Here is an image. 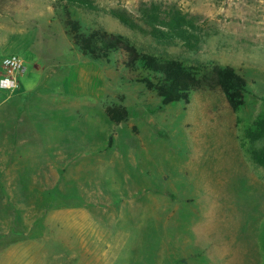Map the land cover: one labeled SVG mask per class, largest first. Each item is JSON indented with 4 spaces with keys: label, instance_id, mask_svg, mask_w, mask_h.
Returning <instances> with one entry per match:
<instances>
[{
    "label": "rangeland",
    "instance_id": "1",
    "mask_svg": "<svg viewBox=\"0 0 264 264\" xmlns=\"http://www.w3.org/2000/svg\"><path fill=\"white\" fill-rule=\"evenodd\" d=\"M154 6L161 17L176 11L184 15L193 24L189 34L195 46L153 37L146 14ZM68 19L77 21L83 33L123 36L140 52L187 66H231L247 81L245 106L234 113L219 88L194 92L188 104L163 106L139 82L143 74L127 65L124 52L109 60L83 55L68 35ZM0 46L23 59L19 86H38L32 108L40 120H55L64 134L61 144L70 140L68 154L123 156L116 168L103 165L93 173L96 188L142 191L141 215L126 207L115 222L114 243L107 237L111 228L104 227L100 232L106 236L100 235L98 243L77 244L84 258L97 255L99 264L264 261V168L251 158L264 149V138L246 137L264 113V0H0ZM78 76L76 92L84 94L79 112L50 109L45 96L68 91ZM114 106L127 108L126 122H110L105 110ZM40 123V132L54 131L52 124L45 129ZM44 149L51 162L33 157V179L0 181L1 249L14 242L25 248L29 236L41 234L47 207L56 205L50 194L68 164L53 163L56 149ZM58 235L47 227L45 236Z\"/></svg>",
    "mask_w": 264,
    "mask_h": 264
},
{
    "label": "crops",
    "instance_id": "2",
    "mask_svg": "<svg viewBox=\"0 0 264 264\" xmlns=\"http://www.w3.org/2000/svg\"><path fill=\"white\" fill-rule=\"evenodd\" d=\"M1 49L6 52L0 56V78L3 72L2 59L14 54H9L7 49L0 46ZM76 78L72 84L68 83L67 77L65 78L70 86L69 89L67 85L68 91L65 87L58 94L50 92L48 96H45L52 103L50 109L68 110L70 114L79 112L80 99L84 94L76 92L82 77ZM37 87L23 90V86L20 85L16 91L5 92L4 96L0 95V181L33 179L34 169L29 167L32 165L33 157L39 156L43 163L51 162L45 159L48 157L46 152L41 151L44 148L46 150V147L56 149L53 156L59 160L53 163L68 164V167L57 177L59 179L57 190L51 191L56 199V205L53 208L49 206L45 210L42 216L41 234L29 236L25 248L19 247L18 242L6 248H0V264H99L97 255L93 257L90 253L84 258L82 249L78 251L77 244L98 243L100 235L104 238L106 236L100 232V228L104 227L111 228V231L108 230V241L115 240L114 225L121 213L127 210L126 207L141 215L142 191L140 188H130L128 191H102L96 188V176L93 173L103 165L112 169L116 168L118 162L119 164L123 162V156L118 152L107 155L105 151L93 153V155L77 153L75 157L71 153L68 154L65 149L70 144V140L67 145L61 144L64 134L59 126L53 125L56 123L55 120L44 118L40 120L37 111L32 108ZM40 122L45 129L52 128L50 126L52 124L54 131L40 132ZM43 137L46 138L47 144H44ZM24 174L25 176H22ZM1 185L0 191L3 187ZM8 186H10L9 189H13L12 183H8ZM100 205L104 206L100 207ZM47 227H54L60 237L45 236ZM59 228L62 230L60 233ZM85 231L88 235L83 234ZM63 233L69 234L65 237L66 239L60 235ZM42 242L49 246L39 247L38 245ZM50 243L54 245L58 243L60 247L58 245L53 247ZM63 244L68 246L65 247ZM59 248H63L64 253L53 254L52 251ZM21 250L26 252L23 254ZM88 260L90 263L87 262ZM261 264H264V261Z\"/></svg>",
    "mask_w": 264,
    "mask_h": 264
},
{
    "label": "trees",
    "instance_id": "3",
    "mask_svg": "<svg viewBox=\"0 0 264 264\" xmlns=\"http://www.w3.org/2000/svg\"><path fill=\"white\" fill-rule=\"evenodd\" d=\"M167 15L161 17L160 8L157 6L146 14L148 22L152 25V36L159 40L181 39L188 47L195 46L191 43L189 34V27H193V24L179 11L169 12ZM66 26L68 35L85 56L109 60L111 55L124 52L127 56V65L142 72L143 76L139 82L154 92L163 106L178 102L188 104L192 94L204 88H219L234 113H239L245 106L249 88L247 81L231 66L216 64L187 66L178 60L140 52L123 36L111 35L100 30L83 33L79 23L71 19L67 20ZM105 113L115 125L126 122L129 118V112L124 106L107 107ZM246 137L253 141L264 138V113L247 129ZM113 141V137H110V146ZM251 158L254 164L264 168V149L253 151ZM50 202H56L52 193Z\"/></svg>",
    "mask_w": 264,
    "mask_h": 264
},
{
    "label": "built area",
    "instance_id": "4",
    "mask_svg": "<svg viewBox=\"0 0 264 264\" xmlns=\"http://www.w3.org/2000/svg\"><path fill=\"white\" fill-rule=\"evenodd\" d=\"M2 75L0 78V90L12 93L19 87V76L25 71L24 61L20 55L11 54L2 59Z\"/></svg>",
    "mask_w": 264,
    "mask_h": 264
},
{
    "label": "bare ground",
    "instance_id": "5",
    "mask_svg": "<svg viewBox=\"0 0 264 264\" xmlns=\"http://www.w3.org/2000/svg\"><path fill=\"white\" fill-rule=\"evenodd\" d=\"M211 219V218H210Z\"/></svg>",
    "mask_w": 264,
    "mask_h": 264
}]
</instances>
